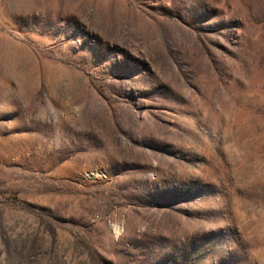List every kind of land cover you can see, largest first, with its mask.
Instances as JSON below:
<instances>
[{
    "label": "rangeland",
    "instance_id": "1",
    "mask_svg": "<svg viewBox=\"0 0 264 264\" xmlns=\"http://www.w3.org/2000/svg\"><path fill=\"white\" fill-rule=\"evenodd\" d=\"M0 264H264V0H0Z\"/></svg>",
    "mask_w": 264,
    "mask_h": 264
}]
</instances>
